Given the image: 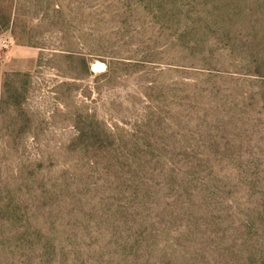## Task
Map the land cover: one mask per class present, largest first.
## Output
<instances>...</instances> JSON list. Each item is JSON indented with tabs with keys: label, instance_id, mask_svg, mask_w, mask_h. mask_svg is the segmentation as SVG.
<instances>
[{
	"label": "rangeland",
	"instance_id": "374dc122",
	"mask_svg": "<svg viewBox=\"0 0 264 264\" xmlns=\"http://www.w3.org/2000/svg\"><path fill=\"white\" fill-rule=\"evenodd\" d=\"M0 264H264V0H0Z\"/></svg>",
	"mask_w": 264,
	"mask_h": 264
}]
</instances>
